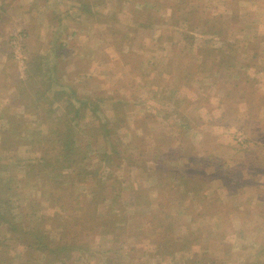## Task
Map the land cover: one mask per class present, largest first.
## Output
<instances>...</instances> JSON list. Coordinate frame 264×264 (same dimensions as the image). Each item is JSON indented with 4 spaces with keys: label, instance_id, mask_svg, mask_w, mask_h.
<instances>
[{
    "label": "rangeland",
    "instance_id": "obj_1",
    "mask_svg": "<svg viewBox=\"0 0 264 264\" xmlns=\"http://www.w3.org/2000/svg\"><path fill=\"white\" fill-rule=\"evenodd\" d=\"M13 1L0 0L3 25L13 16ZM42 1L18 6L26 11L30 33L13 30L3 47L9 58L0 65L5 73L0 76V212L15 216L16 227L42 234L44 246L32 242L26 248L29 240L0 220V264H50L61 233L74 231H63L55 222L49 225V217L57 221L68 215L84 226L76 239L87 248L70 250L68 260L61 256L65 264H178L195 251L207 255L198 258L207 264L264 262V0ZM188 10L196 11L191 15L199 19L218 17L224 25L221 37H212L202 34L199 20H194L189 34L195 46L238 48L218 68L221 71L215 66L214 73L188 74V68L196 66H189L195 55L181 35ZM26 71H35L28 72L34 80L30 85ZM20 79L25 84H17ZM35 89L44 90L38 101L30 97ZM72 89L74 105L81 97L91 105L84 116L69 122L72 146L81 151L74 157L86 150L85 161L69 163L61 175L49 167L31 166L28 163L46 147L35 143V135H47L45 113L34 106L45 109L53 100L54 118L62 113ZM97 97L109 99L90 117ZM99 121L109 126L98 127ZM171 135L176 137L172 143ZM152 139L158 140L161 161L176 146L184 157L181 167L191 168L188 173L203 169L198 175L205 180L200 193L215 201L199 204L185 195L180 201L174 192L170 200L167 192L166 197L160 195L162 203L167 201L159 217L168 224L163 232L178 246V251L169 247L170 253L163 251V256L149 242L148 229L126 244L105 240L110 235L97 232L103 221L123 215L128 218L116 224L131 226L132 209L126 207L131 189L146 187L154 179L123 157L134 150V159L143 166L139 149L142 146L147 159L144 149L155 144ZM113 145L119 158L97 175V183L90 173L97 165L96 153L115 156ZM52 152L56 149L47 155ZM194 163L201 166L191 167ZM148 194L155 199V193ZM214 205L217 210H211ZM155 224L146 219L143 228Z\"/></svg>",
    "mask_w": 264,
    "mask_h": 264
},
{
    "label": "trees",
    "instance_id": "obj_2",
    "mask_svg": "<svg viewBox=\"0 0 264 264\" xmlns=\"http://www.w3.org/2000/svg\"><path fill=\"white\" fill-rule=\"evenodd\" d=\"M179 6V5H178ZM192 13H196V11H191L188 10L186 15H185V24H186V28L184 29V32L181 34L183 36V39H186V43L187 45H189L192 49V53L195 55L194 60L195 62L191 63L189 66L192 65H196L193 69L188 68L190 71L188 72L189 75L192 74H196L197 71L200 72H204V73H211L214 71H216L214 69L213 71V67H217L220 68V66L223 65V63H225L230 55H233L236 53V51L238 50V48L235 47L234 51L231 48V45H229L226 49H223L221 47H201V46H195L194 45V36L192 34H189L190 31L194 28L193 26V22L194 20H199L198 24L200 25L201 29L203 31H201L202 34H209V36L212 37H221V33L223 31V23L221 20L218 19V17H209V18H197L194 14L191 15ZM193 20V21H192ZM175 23H177V21H174ZM62 46V45H60ZM194 46V47H192ZM233 52V54H232ZM212 53H218V56H213ZM201 54V56H199ZM208 58H210V63H206L205 61L208 60ZM232 66V65H231ZM215 67V68H216ZM187 68V67H186ZM242 68L241 66H239V69ZM219 70V69H218ZM221 71V70H219ZM31 72V71H28ZM28 72L26 71V76H28V84L30 82H34V80L31 79V75L28 74ZM33 73H35V71H32ZM31 72V73H32ZM212 76V75H208ZM17 84H25L26 81H21V79L19 81H16ZM23 82V83H22ZM15 83V85H17ZM14 85V86H15ZM30 85V84H29ZM74 89L71 90L70 96H68L66 98L65 101V106H62V113L58 114L57 116H55L57 119H55V117H50V113L54 114L55 113V108H53L51 106V101L48 104L49 106L45 109L40 108L38 105H35L34 108L36 110L39 111H44V120H42V125L45 127V130L47 132V135H35L36 140L35 143L39 144L40 146L46 145L42 155H39L38 159H36L35 161L29 162L28 164H30L31 166H34V164H37L35 166L40 167L41 165L44 167H49L50 170L52 169V171L56 174V172L58 171V175H61L62 173H64V171L66 170V168L69 166V163H76L78 161L83 162L86 159L87 156V151H85V153H83L82 157L80 158H75L74 156L77 154H80L81 151L76 152V150L73 148L72 146V142L70 141L71 138V131H70V124L69 122L71 121V119H77L79 116H84V113H86V109L87 107H90L91 105H88L89 101L87 98L81 97L80 99H76L75 101H77V103H79L78 106L74 105L72 100L70 98L74 97ZM62 94V93H61ZM21 95H24L23 93H21ZM33 96V97H32ZM45 96L44 94V90L40 91L38 89H35L34 92L32 93V95H30V97L34 100V101H38L40 98H43ZM57 95H55L56 97ZM60 98V97H59ZM161 98H165V97H161ZM109 99V97H97V102H94V105H92L91 107V114L89 115L90 117H92V114H96V112H98L99 110V104L100 102H107V100ZM260 102V101H259ZM37 103V102H36ZM93 104V102L91 103ZM23 106V105H21ZM98 106V108H97ZM26 107L23 106V109ZM74 116V117H73ZM55 119V120H54ZM120 122L119 125L123 124V119L118 120ZM41 121H39L40 123ZM45 124V125H44ZM117 125V127L119 126ZM105 127L107 128L109 126L106 125V122H98V127ZM95 127V126H94ZM114 130V129H113ZM35 133L38 134V130L35 129L34 131ZM42 132V131H41ZM104 132L105 129H104ZM117 133H115L116 135ZM107 135V134H106ZM92 135H88V139L91 137ZM105 135H103L104 137ZM141 136V135H139ZM137 139H139L138 137H136ZM169 138L172 139V142H174L176 140V137H173V135L169 136ZM140 140V139H139ZM30 141H32V139H30ZM29 142V141H28ZM90 142V141H89ZM152 142H154L155 144L150 146H145V152L148 155V158L146 159L145 154H143V148H142V144L139 145L141 146V148L139 149V152L141 150V157L140 158H144L141 159L142 162H144L143 166H141L140 164H138L139 161H137V159H134L133 157V151H130V153L127 156L123 157V160L130 166V167H135V169L137 171H140L142 174L147 175L148 178H153L154 182L146 187L143 188H132L131 190V194H129V198L130 200L126 201L128 208L132 209L131 212H129V216L133 217L134 220L131 221V226H127L129 228H127L125 225H117L116 222L117 221H122L123 222V217L128 218L127 215H120L121 218L119 219H107V221H103L102 225H106V226H102L101 224L99 225V228L97 231L95 228V231L99 232V235L102 236H108V239L105 240H109L112 241L113 243H124L126 244V241H128V239L131 238L132 242H135L136 240L139 239V236L142 232H144L145 230H149L148 234H150L152 237L151 239H149V242L153 243L154 246L156 248H159V253L162 255L163 251H166V253H170L169 252V247H172L173 249H175V251H178V246L176 244L175 241H173V239L170 236H166L165 233L163 232L164 230H167L168 228V224L165 221V219H159L160 215L162 213L165 212V208H166V203L167 201H165L164 203H162L160 200V195L162 193L165 194V197L168 195V199L170 200L173 192L176 193V195H180L178 199H183L181 195H185V196H191V198H197L199 201V204L205 203L209 205H213L215 204V201L213 202L212 200L209 199H204V195L201 194V190H202V182L205 180H201L199 178L198 175H202V172L204 171L203 169H198L197 171H195L194 173H188V170L190 168H183L181 167V164L179 163L181 160H184V157L181 155H179V153L176 150V146H174L173 148L170 149V151H173V154H171V152H169L170 154H166L164 159L161 161L160 158V151L161 148H159L158 140L157 139H152ZM87 143V142H86ZM142 143V142H141ZM140 144V142H139ZM43 148V147H42ZM56 152H52L50 155L48 152L50 150H55ZM113 152L114 155L109 154L107 151H102V152H97V165L94 167L93 170H90V173L92 174V176L94 178H97V183L99 182V177L97 175H99V173H101L106 169L111 168L114 165V161L116 159L119 158V154L118 151L116 150L115 145H113ZM90 151V150H89ZM117 156V157H116ZM113 157V158H112ZM70 161V162H69ZM147 161V162H146ZM113 162V164H112ZM150 162V163H148ZM199 167L201 166L200 164H196L194 163L193 165H191V167ZM62 171V173H61ZM105 172V171H104ZM67 173V170L66 172ZM104 174V173H103ZM102 176V175H101ZM109 176V175H107ZM49 178V177H47ZM155 193L156 197L155 199H149V194L148 193ZM167 192V195L166 193ZM94 195V194H93ZM175 195V198H176ZM163 196V195H162ZM204 200V202H203ZM195 201H197L195 199ZM208 201V202H207ZM63 205V204H62ZM154 206V208L152 207ZM203 207V206H201ZM219 206L214 205L211 207V210L214 208V210L218 208ZM210 209V208H209ZM208 209V210H209ZM61 210H59V212L61 213ZM247 210H249L247 208ZM214 212V211H213ZM203 214H206V212H202ZM209 213V212H207ZM11 216H9L8 213V217L5 216L4 213L0 212V220H3L4 224H8L10 226V231L11 232H18L20 233V235L24 238H27V240H29V244L26 243V248L30 249V244L32 242H34L35 245L37 246H44L43 242L41 241V236L42 234H40L39 232H37L36 230H34V232H29V231H25L23 230L21 227H16L18 226L17 223L15 222V216H12V214L10 213ZM168 214L166 213L164 218L167 217ZM264 216V214H263ZM262 216V217H263ZM52 217V216H51ZM49 217V225L53 222H55L57 224V226L59 228H61L63 231L64 229H68L69 227L71 228L70 231H74V234L69 235L68 232L66 233V235H64L63 233H61V236L59 237L62 241L61 243H59L58 245L54 246L53 249L51 250V256L52 259L50 261H48L50 264H53L54 261H58L59 264H65V260H68L69 257L68 255L70 254V250L74 249L76 251H84L86 250L87 246H84L81 242H79L78 239H76V236L82 231V229L84 228V226L81 227V225H79V223H77L79 221L78 219H75L74 217H72L71 215H68L67 217H62L59 216L57 221H54V218ZM72 217V219H70ZM9 219L12 220L9 222ZM147 219V222L150 223H154V221H156V224L151 228V227H146L143 228V225L145 223ZM92 221V219H90ZM69 223H72V227L70 226ZM76 227V229H75ZM126 227V228H125ZM157 229H159V234L157 233ZM46 232L48 231V233L50 234L48 228H46L45 230ZM87 231L90 232V228L87 229ZM56 233V232H55ZM54 233V235H55ZM264 233V230H263ZM60 235V232L58 233ZM29 238H28V236ZM261 238H264V235H261ZM49 239V238H48ZM49 241H51L49 239ZM260 243V242H259ZM86 245V244H85ZM161 247H163L164 249H162ZM186 248V247H184ZM189 248V247H188ZM32 249H36L35 247ZM111 248H108L107 251H110ZM116 250V249H115ZM114 250V251H115ZM66 253V255L64 254ZM61 256H65V260L61 257ZM163 256V255H162ZM203 256H207L205 253H199L197 251L194 252V255H192V253L190 255H188L184 261L182 263H180L181 261H179L178 264H207L208 262L206 261V259H198L201 258ZM78 260V259H75ZM203 261V263H202ZM261 264H264L263 261H260ZM259 261H257V259L250 263V264H260ZM214 264V263H212Z\"/></svg>",
    "mask_w": 264,
    "mask_h": 264
},
{
    "label": "crops",
    "instance_id": "obj_3",
    "mask_svg": "<svg viewBox=\"0 0 264 264\" xmlns=\"http://www.w3.org/2000/svg\"><path fill=\"white\" fill-rule=\"evenodd\" d=\"M45 1V0H44ZM42 1V2H44ZM27 0H14L11 4L10 7L12 8V13L13 16H10V21L8 22V24H1L0 23V65H3V63H6L7 59L9 58V54H8V50H5L3 47L8 42V35L13 31V30H17L19 28H23L26 32L27 30L29 31L30 29V25L28 23V19L26 18V14L22 7L26 4ZM1 3V2H0ZM2 4V3H1ZM14 4H16V6H14ZM18 6H22L19 7ZM3 8V7H2ZM1 10V9H0ZM54 10V9H52ZM5 13V9L3 8L1 10V14ZM22 14L25 15L22 16ZM30 33V31H29ZM0 76H5V73H3L0 70ZM5 94L2 93V96H4ZM3 99V98H1ZM0 99V101H1Z\"/></svg>",
    "mask_w": 264,
    "mask_h": 264
}]
</instances>
